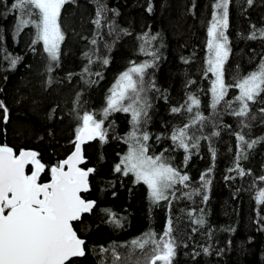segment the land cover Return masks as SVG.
I'll list each match as a JSON object with an SVG mask.
<instances>
[{
  "label": "trees",
  "instance_id": "1",
  "mask_svg": "<svg viewBox=\"0 0 264 264\" xmlns=\"http://www.w3.org/2000/svg\"><path fill=\"white\" fill-rule=\"evenodd\" d=\"M214 2L69 0L60 14L64 40L58 62L50 61L42 42H35L32 23L18 27L21 13L12 7L16 0L0 2V101L8 109L6 122L0 109V145L16 153H39L46 166L40 182H45L51 167L73 151L86 112L103 120L107 132L106 142L97 138L85 146L84 168L95 171L83 197L96 205L74 224L86 243V254L74 259L76 264H121L125 257L128 264L136 259L148 264L152 246L142 250L133 242H143L149 233L159 239L169 219L177 245L172 264H264V205L257 202L264 191V93L249 102L248 116L233 114L240 107L235 85L264 62V0L251 5L230 0L227 89L215 109L212 75L206 71ZM98 11L99 27L94 23ZM253 33L256 38L250 39ZM144 63L153 65L146 69L147 91L141 93L151 105L140 126L149 135L148 154H163L189 176L187 186L176 185L175 196L159 203H153L147 186L132 174L114 171L128 151L124 138L132 131L131 113L114 111L106 119L102 115L121 75ZM189 96L200 102L192 112L186 110ZM172 108L181 110L173 113ZM197 113L205 120L188 131L200 137L198 147L189 141L185 152L171 136L191 125ZM238 134L245 143L237 140ZM202 176L210 183L205 185ZM188 193H193L191 198ZM200 217L203 225L193 223ZM117 220L119 226L113 222ZM113 251L121 261L114 260Z\"/></svg>",
  "mask_w": 264,
  "mask_h": 264
},
{
  "label": "snow or ice",
  "instance_id": "2",
  "mask_svg": "<svg viewBox=\"0 0 264 264\" xmlns=\"http://www.w3.org/2000/svg\"><path fill=\"white\" fill-rule=\"evenodd\" d=\"M68 2L69 0H16L12 6L21 13L18 27L22 28L32 23L37 33L35 42L43 43L44 51L53 62L59 61L60 45L64 40V33L59 23L60 14L63 6ZM252 2L253 0H247L249 5ZM229 3L230 0H215L212 5L214 12L207 30L209 55L206 71L215 76L211 88L213 109L226 94L224 64L229 49L225 30L228 27ZM151 10L149 6L148 11ZM32 15L37 19H24L25 16ZM100 18L101 12L98 11L97 19L94 21L98 27ZM249 38L255 39V33ZM148 54L155 58L154 53ZM89 62L91 63V60ZM103 62L108 63L107 59ZM15 63L16 60H12L13 66ZM152 66L149 63L133 65L124 72L112 90L102 115L106 119L114 111L131 113L132 131L124 138L125 143L128 144V151L121 157L114 171L125 176L131 173L137 183L142 182L147 186L153 203H159L168 201L170 195L175 196V192L178 191L176 185L187 186L189 176L182 174L163 154L156 156L148 154L146 142L149 140V135L143 132L140 126L142 117H147V109L151 105L141 93L147 91L146 69ZM153 86L148 82V87ZM235 87L239 89V95L235 99L240 107L238 110H233V114L246 117L249 113V102L255 103L257 97L264 93V62L240 79ZM188 99L191 103L186 110L192 112L193 106L198 108L200 102L193 96H189ZM0 109L3 110V118L6 122L8 109L3 101H0ZM180 110V108L171 109L173 113ZM81 119L82 125L77 127L72 142L74 151L66 159L51 167V180L48 183L40 182L41 173L45 171L46 166L38 159L39 153L21 150L17 155L11 147L0 146V264H76L74 258L85 256V240L78 236L73 228V222L80 220L82 214L90 213L95 207L94 201L86 200L81 196V193L90 190L89 176L95 169L80 167L85 163L83 145L97 138L106 142L107 132L103 120L96 119L93 114L86 112ZM204 120L205 118L197 113L191 125L186 124L173 132L171 136L173 143L183 148L185 152L189 151V141L191 147H198L200 137L195 133L190 135L188 129L195 127L197 123L202 124ZM143 122L146 123V119ZM213 134L218 135V133ZM237 140L242 144L245 143L243 135L238 134ZM255 143H257L255 140L247 143V147L251 148ZM212 156L215 157L214 151ZM185 159L187 160L188 157L186 156ZM28 165L32 166L31 174L25 172ZM237 170L241 176L244 175L242 169L237 168ZM201 179L204 180V177L202 176ZM261 179L264 180V177ZM208 183L209 180H204L205 185ZM192 194L186 195L191 198ZM203 199L206 201L207 196ZM257 202L264 205V191L258 194ZM113 222L119 226L118 220ZM193 223L203 225L204 219L197 218ZM172 233V221L169 219L167 228L159 239L155 234L149 233L143 242L134 241L133 247L143 250L146 245L152 246L148 264H172L177 246ZM101 251L106 252L108 249ZM112 255L115 261H121V257L114 251ZM128 261L129 258L125 257L121 264H128ZM133 264H145V261L136 259Z\"/></svg>",
  "mask_w": 264,
  "mask_h": 264
},
{
  "label": "water",
  "instance_id": "3",
  "mask_svg": "<svg viewBox=\"0 0 264 264\" xmlns=\"http://www.w3.org/2000/svg\"><path fill=\"white\" fill-rule=\"evenodd\" d=\"M7 119H8V113H7ZM89 142H90V141H89ZM89 142H87L86 144L83 145V148H84V156H85V146H86ZM0 146H4V145H0ZM25 151H33V150H25ZM73 151H74V149H73ZM71 153H72V152H71ZM71 153H70V154H71ZM85 163H86V156H85ZM85 163H84V164H81L80 167L84 168ZM28 166H29V165H28ZM28 166H26V169H25L26 174H27V167H28ZM90 168H93V167H90ZM92 174H93V173H92ZM92 174H91V175H92ZM91 175H90V176H91ZM90 176H89V186H90ZM49 182H50V181H49ZM46 183H48V182H46ZM89 191H90V190H89ZM89 191H88V192H89ZM88 192L81 193L82 198H84L83 196H84L85 194H87ZM84 199H85V198H84ZM86 200H89V199H86ZM90 201H93V200H90ZM94 202H95V201H94ZM95 205H96V203H95ZM93 209H94V208H93ZM91 212H92V211H91ZM91 212H90V213H91ZM90 213H84V214H82L81 219H82L83 215L90 214ZM81 219H80V220H81ZM80 220H78V221H80ZM76 222H77V221H74V222H73V228H74L75 231H76V229H75L74 224H75ZM76 232H77V231H76ZM77 234H78V233H77ZM78 236H79V235H78ZM80 238H81V237H80ZM83 240H84V239H83ZM83 257H84V256H83ZM78 258H82V257H78ZM74 259H76V258H74Z\"/></svg>",
  "mask_w": 264,
  "mask_h": 264
},
{
  "label": "flooded vegetation",
  "instance_id": "4",
  "mask_svg": "<svg viewBox=\"0 0 264 264\" xmlns=\"http://www.w3.org/2000/svg\"><path fill=\"white\" fill-rule=\"evenodd\" d=\"M15 152V151H14ZM16 153V152H15ZM17 155L19 154V152L18 153H16ZM57 165V164H56ZM31 169H32V166L31 165H29L28 167H27V174H31ZM51 180V177L47 180V181H45V182H41V183H46V182H49Z\"/></svg>",
  "mask_w": 264,
  "mask_h": 264
},
{
  "label": "rangeland",
  "instance_id": "5",
  "mask_svg": "<svg viewBox=\"0 0 264 264\" xmlns=\"http://www.w3.org/2000/svg\"><path fill=\"white\" fill-rule=\"evenodd\" d=\"M28 16H25L24 17V19H26ZM226 31V30H225ZM229 49V48H228ZM208 55H209V53H208ZM229 56V55H228ZM207 59H208V56H207ZM228 59V58H227ZM227 61V60H226ZM226 63V62H225ZM224 66H225V64H224ZM211 75H212V83L214 82V80H215V76H213V74L211 73ZM227 89V88H226ZM131 174V173H130ZM134 177V176H133ZM135 178V177H134Z\"/></svg>",
  "mask_w": 264,
  "mask_h": 264
}]
</instances>
